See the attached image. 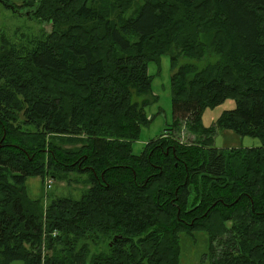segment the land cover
I'll use <instances>...</instances> for the list:
<instances>
[{"label":"trees","instance_id":"16d2710c","mask_svg":"<svg viewBox=\"0 0 264 264\" xmlns=\"http://www.w3.org/2000/svg\"><path fill=\"white\" fill-rule=\"evenodd\" d=\"M20 1L51 32L0 44V264H180L200 232L209 264H264V0ZM164 54L173 123L136 155ZM221 131L260 146L215 148ZM68 174L87 179L79 200L27 197L26 178ZM99 234L105 252L77 250Z\"/></svg>","mask_w":264,"mask_h":264},{"label":"rangeland","instance_id":"374dc122","mask_svg":"<svg viewBox=\"0 0 264 264\" xmlns=\"http://www.w3.org/2000/svg\"><path fill=\"white\" fill-rule=\"evenodd\" d=\"M13 3L11 5L3 4L0 2V44L1 40L5 39L9 43H16L21 41L22 37H38L42 33L48 34L51 32V23H43V21L36 17L32 11L33 9L24 7L20 0H9ZM7 0V2H9ZM164 1V0H160ZM213 58H210L212 60ZM188 60L181 59L180 63ZM205 63V60L198 63L201 68ZM169 55H163L160 57L159 64L150 62L147 64V74L151 76L152 81L150 83V96L147 99L154 98L152 103L145 107L144 111L149 118V123L141 128L139 137L131 144V150L133 154H140L146 143L157 138L169 125L173 123L172 105H171V83L170 78L173 73L170 67ZM137 97V96H134ZM141 101V98L137 99ZM152 100V99H151ZM233 108L232 101H226L222 105L213 108L205 109L202 114V125L209 127L213 122L223 113V111ZM179 122V121H178ZM187 122H179L178 126L174 127L176 136L182 140L177 139L181 143L192 144L195 142L193 137L187 130ZM25 130L26 128H22ZM33 131V129H30ZM173 130V131H174ZM37 141V140H36ZM214 147L218 149L229 148H251L260 146V141L256 138L237 136L232 131L218 132L214 137ZM70 148V146H64ZM46 149L44 152H48ZM63 181H57L51 177H28L25 181V191L29 199L37 201L41 206L45 207L48 203L55 198H70L79 200L86 190V177L80 174H68L63 176ZM46 184H50V188H46ZM195 187L190 188L189 200L192 201L191 207L195 206L200 200V195L195 196L193 191ZM221 196L226 199V191H222ZM194 207L193 209H196ZM192 209V210H193ZM205 214V210L202 211V215ZM113 240V239H112ZM109 235H98V243H94L92 240L82 238L77 244V250L81 248L83 244H86L89 249V257L96 252H105L108 244L112 242ZM208 249L207 235L203 232L193 234L191 237L181 235L180 236V264H209V260L205 254ZM51 254V252H50ZM10 264H23L21 261H14Z\"/></svg>","mask_w":264,"mask_h":264},{"label":"built area","instance_id":"2783aa9c","mask_svg":"<svg viewBox=\"0 0 264 264\" xmlns=\"http://www.w3.org/2000/svg\"><path fill=\"white\" fill-rule=\"evenodd\" d=\"M45 187L49 189V188H50V184H46ZM51 235L54 237V236H56L57 234H56V232L54 231Z\"/></svg>","mask_w":264,"mask_h":264},{"label":"water","instance_id":"95a60500","mask_svg":"<svg viewBox=\"0 0 264 264\" xmlns=\"http://www.w3.org/2000/svg\"><path fill=\"white\" fill-rule=\"evenodd\" d=\"M115 240V238H113V241ZM111 244H108V246L110 247Z\"/></svg>","mask_w":264,"mask_h":264},{"label":"crops","instance_id":"0c3cea01","mask_svg":"<svg viewBox=\"0 0 264 264\" xmlns=\"http://www.w3.org/2000/svg\"><path fill=\"white\" fill-rule=\"evenodd\" d=\"M229 148V147H228ZM234 148H236V147H234Z\"/></svg>","mask_w":264,"mask_h":264}]
</instances>
